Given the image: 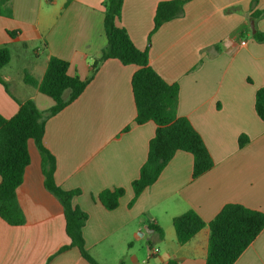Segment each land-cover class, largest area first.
Returning a JSON list of instances; mask_svg holds the SVG:
<instances>
[{
    "label": "crops",
    "instance_id": "crops-1",
    "mask_svg": "<svg viewBox=\"0 0 264 264\" xmlns=\"http://www.w3.org/2000/svg\"><path fill=\"white\" fill-rule=\"evenodd\" d=\"M170 1L177 0H124L117 25L138 49L149 51L150 66L167 83L178 84V115L201 135L215 166L193 179V156L179 151L132 206V183L157 126L135 122L137 66L108 59L92 77L107 45L105 0L0 5V47L11 52L0 72L10 92L0 83V115L14 117L18 102L27 100L42 112L54 107L52 99L23 81L25 72L41 80L52 56L70 63L71 76L88 81L74 102L46 120L43 145L55 159L57 185L81 191L73 205L88 214L86 249L101 264H206L209 227L180 245L176 217L194 210L208 224L227 204L264 213V122L255 110L256 93L264 86V43L253 38L264 33V16L253 19L264 12V0H188L181 17L153 32L159 4ZM242 135L249 143L240 148ZM29 152L30 165L17 190L26 223L11 226L0 218V264H88L77 249L49 263L70 240L62 208L45 188L42 157L32 140ZM116 188L125 194L119 207L108 211L97 198ZM235 264H264V230Z\"/></svg>",
    "mask_w": 264,
    "mask_h": 264
},
{
    "label": "trees",
    "instance_id": "trees-1",
    "mask_svg": "<svg viewBox=\"0 0 264 264\" xmlns=\"http://www.w3.org/2000/svg\"><path fill=\"white\" fill-rule=\"evenodd\" d=\"M10 0H1L0 5ZM188 0H177L160 3L154 18V30L183 15V6ZM124 0H105L104 30L107 45L101 58L93 65L92 77L101 63L108 59L119 60L124 65H135L139 69L133 76L132 88L136 104V124L143 125L153 122L157 126L154 138L150 141L148 157L140 170L138 179L132 183L134 199L130 206L142 193L155 184L167 165L177 152L183 151L193 156L192 178L197 179L211 171L214 160L208 151L203 138L195 130L187 118L178 115L179 93L178 84L167 83L149 64V51L138 49L128 32L117 25L121 19ZM264 16L263 11L253 15L254 20ZM14 37V33H10ZM254 40L264 43V33L257 31ZM11 61L8 47H0V72ZM70 63L52 56L46 72L41 80L25 72L23 81L26 85L37 89L55 103L54 107L42 112L32 100L19 103L17 114L7 119L0 115V218L11 226H23L26 218L18 202L17 190L24 181L31 157L29 142H35L42 157V171L45 177V188L54 196L63 211L65 232L70 243L61 247L50 259L72 249H77L88 264L99 263L86 249L83 229L88 214L73 205V200L81 194L80 190L66 191L60 188L55 179L56 162L54 157L43 145L46 131V120L55 116L86 89L88 81H82L69 74ZM0 83L9 92L8 84L1 78ZM66 93L68 96L66 97ZM255 110L264 122V86L256 93ZM249 143L245 135L239 138V147ZM123 188L105 190L98 196V201L108 210L113 211L120 205L124 196ZM177 241L185 245L205 227L210 229L206 264H235L246 249L264 230V213L246 208L240 204H227L220 213L206 223L194 210L176 217L173 220ZM160 237L164 233L160 227H152ZM120 264H124L121 261ZM169 264H176L170 262Z\"/></svg>",
    "mask_w": 264,
    "mask_h": 264
},
{
    "label": "water",
    "instance_id": "water-1",
    "mask_svg": "<svg viewBox=\"0 0 264 264\" xmlns=\"http://www.w3.org/2000/svg\"><path fill=\"white\" fill-rule=\"evenodd\" d=\"M252 29L254 30V24L252 25ZM255 31V30H254Z\"/></svg>",
    "mask_w": 264,
    "mask_h": 264
},
{
    "label": "built area",
    "instance_id": "built-area-1",
    "mask_svg": "<svg viewBox=\"0 0 264 264\" xmlns=\"http://www.w3.org/2000/svg\"><path fill=\"white\" fill-rule=\"evenodd\" d=\"M242 44H243V45H245V44H246V42H242Z\"/></svg>",
    "mask_w": 264,
    "mask_h": 264
},
{
    "label": "rangeland",
    "instance_id": "rangeland-1",
    "mask_svg": "<svg viewBox=\"0 0 264 264\" xmlns=\"http://www.w3.org/2000/svg\"><path fill=\"white\" fill-rule=\"evenodd\" d=\"M30 54H31V55H33V53H32V52H31Z\"/></svg>",
    "mask_w": 264,
    "mask_h": 264
}]
</instances>
